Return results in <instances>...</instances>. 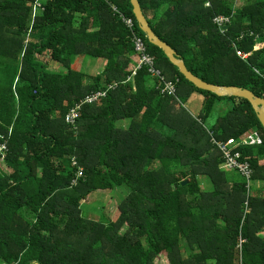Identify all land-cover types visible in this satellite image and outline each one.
<instances>
[{"label": "trees", "instance_id": "16d2710c", "mask_svg": "<svg viewBox=\"0 0 264 264\" xmlns=\"http://www.w3.org/2000/svg\"><path fill=\"white\" fill-rule=\"evenodd\" d=\"M139 1L192 73L264 98V0L240 7L235 0ZM111 4L135 20L165 76L178 79L175 96L162 94L145 68L127 81L135 50ZM219 15L230 17L222 28L214 23ZM238 50L251 54L243 59ZM89 61L99 69L85 71L80 64ZM115 82L83 106L76 127L65 122L72 106ZM180 89L202 94L198 116L180 120L171 111ZM119 119L130 120L127 129ZM254 130L262 142L239 150L263 185L249 192L252 212L243 217L246 181L228 178L212 138ZM0 141L8 146L0 160V264H160L162 256L169 264H264L257 113L245 98L187 80L148 41L130 0H0ZM79 166L83 175L72 185ZM98 190L115 195V218L82 214V201Z\"/></svg>", "mask_w": 264, "mask_h": 264}, {"label": "built area", "instance_id": "2783aa9c", "mask_svg": "<svg viewBox=\"0 0 264 264\" xmlns=\"http://www.w3.org/2000/svg\"><path fill=\"white\" fill-rule=\"evenodd\" d=\"M36 7H41V2H36ZM111 7L115 14L121 19L125 26L129 29L131 34L132 43L135 50V57L137 58L136 65L133 68L132 75L127 78L129 81L138 69L145 68L147 72L158 81V89L162 94L175 96L177 92L178 79H169L165 76L162 69L157 65L154 55H152L147 46V42L142 35H140L136 29V22L132 17L127 16L122 12L116 5L111 4ZM230 22V17L226 15H219L214 18V23L218 27H223ZM243 37V34L241 35ZM256 49V46L254 47ZM237 54L246 59L251 52H243L238 50ZM118 83L109 84L104 90H97L91 94L86 95L83 99L72 106L65 115V122L75 126L81 115V111L85 104H93L98 102L100 99L106 96L108 90L115 88ZM213 144L219 150L223 168L228 170H234L241 174V176L246 181V187L248 189V196L245 200V210L243 217L249 213V192L252 187L251 182L253 180L254 170L248 157H243L242 152L239 150L241 146L255 145L262 142V137L257 130L251 131L242 137L235 138L229 137L225 139L212 138ZM8 146L6 142L0 141V160L3 161L6 155ZM77 162L74 161V164ZM83 175V168L78 167L76 177L72 180V185L77 184L78 178ZM243 242V240H241Z\"/></svg>", "mask_w": 264, "mask_h": 264}, {"label": "rangeland", "instance_id": "374dc122", "mask_svg": "<svg viewBox=\"0 0 264 264\" xmlns=\"http://www.w3.org/2000/svg\"><path fill=\"white\" fill-rule=\"evenodd\" d=\"M40 2V1H39ZM243 4V0H235V7H240ZM92 60V59H87ZM50 67L54 69H60L65 70L63 67H60L58 63L50 61ZM81 66L85 67V71H93L94 69H99L100 66L96 67L95 62H88L84 64H80ZM84 72V70H83ZM202 94L196 90H182L180 89L178 95H177V101L174 105H172V112L175 114L177 118L180 120H186L188 119V116H198V114L202 110ZM217 107L214 108V114L213 116L207 121V124L210 126L214 121L215 118L220 114L221 104H217ZM211 127V126H210ZM213 155L215 154L214 150H212ZM180 168H188V166L180 167ZM8 171V169H5ZM226 174L228 175V178L230 180L239 181L243 179L241 174L234 170H225ZM200 181L203 185V187H207L209 185V180L207 178H203ZM251 189L250 191L253 193L257 192V188L262 186L259 181L252 180L251 182ZM121 189V188H120ZM119 192L122 194V196L125 194L126 191L123 189L119 190ZM115 195L110 190H98L95 191L93 194L88 196L84 201H82V214L86 217L98 219L100 216V211H104V213L108 216H111V218H115L117 216L118 212V205L116 202ZM240 211V209H239ZM242 211V210H241ZM240 211V213H241ZM246 212V210H243ZM243 212V214H244ZM252 210H249V213H251ZM248 215V214H247ZM184 257H186V254H184ZM160 264H169L168 259H166L165 256H162V259L160 261Z\"/></svg>", "mask_w": 264, "mask_h": 264}, {"label": "water", "instance_id": "95a60500", "mask_svg": "<svg viewBox=\"0 0 264 264\" xmlns=\"http://www.w3.org/2000/svg\"><path fill=\"white\" fill-rule=\"evenodd\" d=\"M133 6V13L139 25L141 31H143L148 39V41L159 48H161L166 56L169 58L171 63L178 67L179 71L185 76L187 80L192 82L196 87L211 91L219 96H237L247 99L264 127V98L256 95L253 91L247 88H242L234 85L230 86H220L204 81L200 77L192 73L186 66L184 60L180 58L176 51L165 41H163L152 29L148 19L146 18L140 1L130 0Z\"/></svg>", "mask_w": 264, "mask_h": 264}, {"label": "crops", "instance_id": "0c3cea01", "mask_svg": "<svg viewBox=\"0 0 264 264\" xmlns=\"http://www.w3.org/2000/svg\"><path fill=\"white\" fill-rule=\"evenodd\" d=\"M132 64L130 66V69H132L137 62V58L135 56L132 57ZM117 126L121 129H127V127L129 126L130 120L129 119H119L117 120ZM263 185V184H262Z\"/></svg>", "mask_w": 264, "mask_h": 264}, {"label": "bare ground", "instance_id": "6f19581e", "mask_svg": "<svg viewBox=\"0 0 264 264\" xmlns=\"http://www.w3.org/2000/svg\"><path fill=\"white\" fill-rule=\"evenodd\" d=\"M154 78V77H153ZM154 79H156V78H154ZM156 87L158 88V85H156Z\"/></svg>", "mask_w": 264, "mask_h": 264}]
</instances>
